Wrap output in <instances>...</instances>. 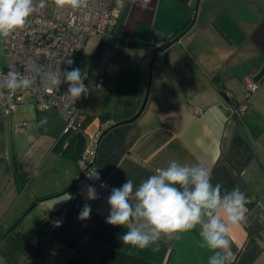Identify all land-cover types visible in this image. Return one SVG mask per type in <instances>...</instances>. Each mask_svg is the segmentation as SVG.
<instances>
[{"label":"crops","instance_id":"crops-1","mask_svg":"<svg viewBox=\"0 0 264 264\" xmlns=\"http://www.w3.org/2000/svg\"><path fill=\"white\" fill-rule=\"evenodd\" d=\"M196 3L114 0L115 26L89 38L76 57L91 81L103 76L105 85L77 116L80 131L64 136L61 117L32 99L27 120L0 110V264H207L211 252L200 247L198 230L140 250L123 244L126 228L106 223L113 187L127 178L138 186L170 160L203 165L222 191L240 187L247 223L229 225L231 264H264V77L248 99L241 84L264 66V0H200L183 33ZM2 45L0 38V68ZM154 53L142 112L112 127L140 109ZM241 103L248 110L236 117ZM19 123L26 129L16 131ZM106 130L85 181L71 189L81 175L71 138L98 140ZM95 169L99 181L88 178ZM102 181L109 189L99 188ZM89 184L99 199L86 201L81 190ZM85 203L92 211L81 221ZM57 214L59 223L46 222Z\"/></svg>","mask_w":264,"mask_h":264},{"label":"clouds","instance_id":"clouds-1","mask_svg":"<svg viewBox=\"0 0 264 264\" xmlns=\"http://www.w3.org/2000/svg\"><path fill=\"white\" fill-rule=\"evenodd\" d=\"M55 2L59 6L67 4L80 8L86 6L87 0ZM148 2L143 0L145 6ZM45 4L46 0H39L38 7L42 9ZM36 8L35 0H0V38H8L17 30L26 29ZM64 63L71 70L65 69L63 78L30 63V77L10 70L0 80V88L14 94L17 90L32 87L39 78L49 91L66 83L68 99L76 101L88 94L89 88L84 83L86 76L81 69L72 67V59H66ZM46 123L45 117L40 121V126ZM88 178L99 181V171L92 170ZM100 187L106 188L107 185L101 183ZM81 191L86 201L100 198L94 185H85ZM107 203L110 211L106 223L127 229L121 237L124 245L144 250L157 245L161 239L171 240L178 238L180 233L198 230L200 247L211 252L207 264H231L229 225L247 223V197L239 186L222 191L221 184L212 183V173L208 168L201 164H181L176 160H170L166 167L156 169L138 186L127 178L122 186L111 189ZM91 211L90 204L85 203L78 219L88 220Z\"/></svg>","mask_w":264,"mask_h":264},{"label":"built area","instance_id":"built-area-1","mask_svg":"<svg viewBox=\"0 0 264 264\" xmlns=\"http://www.w3.org/2000/svg\"><path fill=\"white\" fill-rule=\"evenodd\" d=\"M35 2L37 8L29 18V26L26 29L17 30L8 38H3L4 64L0 68V80H3L13 69L30 77L32 75L28 71L30 63L42 66L43 71L55 72L63 78V71L71 70L64 61L72 59L75 62L74 57L83 52L86 41L91 37L105 36L115 26L118 17L114 0H87L86 6L80 8H72L67 4L59 6L55 0H46L45 7L42 9L38 7L39 0ZM155 48L150 47L151 50ZM72 67L81 69L86 76L84 83L89 88L87 95H82L76 101L69 100L66 95L68 88L66 83L49 91L37 78L32 87L17 90L14 94L6 88H0V110L6 115L15 113L24 95H29L39 111H52L61 117L63 135L80 131L81 124L77 116L81 113L88 98L103 91L105 85L103 76L91 81L84 69L77 67L75 63ZM241 84L246 98H249L258 88L257 82H254L251 76H245ZM247 110L248 106L241 103L234 109V115L241 117ZM105 124L109 125L110 122L106 121ZM25 129L26 123L15 124L16 131ZM96 147L97 138L85 139L84 149L77 161L81 176L74 184L75 189L85 181L83 176L88 172L86 171L87 166L95 158ZM101 183L107 185L104 181L100 182V189H109L108 185L106 188L100 187ZM60 221L61 217L57 214L50 216L46 222L57 224ZM49 253L56 252L52 250Z\"/></svg>","mask_w":264,"mask_h":264},{"label":"water","instance_id":"water-1","mask_svg":"<svg viewBox=\"0 0 264 264\" xmlns=\"http://www.w3.org/2000/svg\"><path fill=\"white\" fill-rule=\"evenodd\" d=\"M199 1H200V0H197L196 7H195V13L193 14V17H192L191 23H190V25L188 26V28H187L183 33H185L187 30H189V29L192 27V25H193V23H194V21H195V18H196V10H197V7H198V3H199ZM183 33H182V34H183ZM182 34L178 35V36L175 37L173 40H171V41L165 43V44L163 45V49H166V48L170 47L172 44L178 42L179 39H180V37L182 36ZM155 58H156V53H154V54L152 55V57H151V59H150L148 65H147V69H148V86H147V91H146V94H145V97H144V99H143V102H142V104H141L140 109L137 111V113H136L132 118H130V119L126 120V121H123V122L117 123V124L113 125L112 127H117V126H120V125H123V124H128V123L134 121V120L140 115V113L142 112V110H143V108H144V106H145L146 100H147L148 92H149V86H150V78H151L152 65H153V62H154ZM262 77H264V66H262V67L260 68V70H259V71H258L253 77H252V80H253L254 82H258ZM112 127H111V128H112ZM106 132H107V130H106L105 132H103V133L99 136V138H98V140H97V144H98L100 138H101ZM93 163H94V160L92 161L91 164H89V165L87 166L86 171H89V169L91 168V166H92Z\"/></svg>","mask_w":264,"mask_h":264},{"label":"trees","instance_id":"trees-1","mask_svg":"<svg viewBox=\"0 0 264 264\" xmlns=\"http://www.w3.org/2000/svg\"><path fill=\"white\" fill-rule=\"evenodd\" d=\"M161 49H163V46L162 47H160L159 48V50H161ZM77 55H79V54H77ZM77 55L74 57V60H75V64H77V61H76V57H77ZM257 85H258V82H257ZM245 99H248V98H246L245 97ZM240 105V104H239ZM236 109V108H235ZM246 113V112H245ZM244 113V114H245ZM243 114V115H244ZM71 133V132H70ZM69 134V133H68ZM68 134H66V135H68ZM65 136V135H64ZM75 143V144H74ZM70 144H72L70 147H72L73 148V146H75V148H74V154H73V158L76 160V162L78 161V159L80 158V156H81V153H82V151H83V149H84V145H85V139L81 136V134H78V133H76V135L73 137V138H71V143ZM74 144V145H73ZM65 152H67V150H65ZM93 165V164H92ZM92 167V166H91ZM81 176V175H80ZM79 176V177H80ZM74 186H72L71 187V189L73 188ZM40 200H43L42 198L40 199ZM39 200H37V201H34L30 206H29V209L30 208H32L37 202H38ZM45 224V223H44Z\"/></svg>","mask_w":264,"mask_h":264},{"label":"rangeland","instance_id":"rangeland-1","mask_svg":"<svg viewBox=\"0 0 264 264\" xmlns=\"http://www.w3.org/2000/svg\"><path fill=\"white\" fill-rule=\"evenodd\" d=\"M34 109V106L33 104L31 103V97L29 95H25L23 97V104L20 105L17 110L15 111L14 115L16 116V118H25L27 120V116H28V113L30 111H33ZM29 124V123H28ZM77 165V164H76ZM77 168H78V171L79 173H81V170L80 168L78 167L77 165ZM34 213V212H33Z\"/></svg>","mask_w":264,"mask_h":264}]
</instances>
